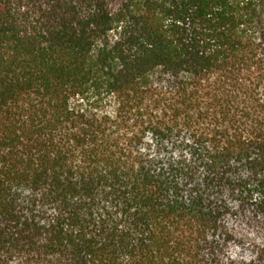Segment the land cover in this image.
Wrapping results in <instances>:
<instances>
[{
	"label": "trees",
	"instance_id": "obj_1",
	"mask_svg": "<svg viewBox=\"0 0 264 264\" xmlns=\"http://www.w3.org/2000/svg\"><path fill=\"white\" fill-rule=\"evenodd\" d=\"M0 264H264V0H0Z\"/></svg>",
	"mask_w": 264,
	"mask_h": 264
}]
</instances>
